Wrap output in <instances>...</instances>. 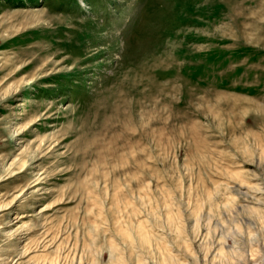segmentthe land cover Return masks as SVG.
<instances>
[{
  "label": "rangeland",
  "instance_id": "rangeland-1",
  "mask_svg": "<svg viewBox=\"0 0 264 264\" xmlns=\"http://www.w3.org/2000/svg\"><path fill=\"white\" fill-rule=\"evenodd\" d=\"M0 264H264V0H0Z\"/></svg>",
  "mask_w": 264,
  "mask_h": 264
}]
</instances>
